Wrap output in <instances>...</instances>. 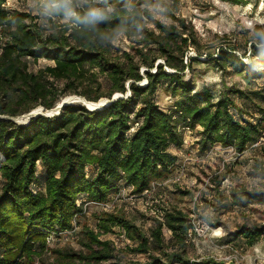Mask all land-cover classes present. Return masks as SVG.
Returning a JSON list of instances; mask_svg holds the SVG:
<instances>
[{
	"label": "trees",
	"instance_id": "trees-1",
	"mask_svg": "<svg viewBox=\"0 0 264 264\" xmlns=\"http://www.w3.org/2000/svg\"><path fill=\"white\" fill-rule=\"evenodd\" d=\"M7 1L0 0V27L9 30V39L0 52V264H22L23 258L38 253L34 250L42 251L47 232L71 227L86 202H105L109 194L118 191L120 182L132 185L134 193H141L152 181L173 173L177 155L171 149L179 150L186 128H199L197 144L201 151L219 144L241 153L258 139L260 125L236 118L230 110L231 107L238 110L232 99L225 96L214 99L206 86L196 90L193 82L183 79L182 72L195 61L208 62L222 71L231 68L244 73L245 81L250 82L260 77L264 68V48H258L264 45V33H255L249 64L242 60L245 52L237 54L234 43L218 47L215 55L207 54V59L201 60L193 26H187L182 18L177 19L176 24L155 21L157 34L143 29L147 46L152 45L156 50L150 60L145 54L148 51L142 50H136L137 60L129 52L112 59L101 43L102 36L139 22L137 11L130 9L132 0H104V7L110 6L112 11L106 14L102 10L94 20L83 19L89 10L72 3L71 10L76 16L70 19L77 28L71 34L72 42L64 34L42 38L35 26L26 23L29 15L10 12L5 8ZM166 15L173 17L171 13ZM66 16L63 7L47 9L50 22ZM188 47L197 55L185 56ZM25 57L44 58L52 61V65L37 73L29 72L22 61ZM158 58L164 63L154 65ZM141 65L148 69L144 71V85H139L143 79L139 73ZM164 66L173 71L167 72ZM94 67L107 78L109 91L90 95L73 88L71 84L88 79L87 69ZM61 80L64 91L59 93L54 81ZM160 82L165 84L164 91L176 98L171 111L163 110L153 99ZM126 84L129 95L101 109L89 110L80 103H72L52 116H33L25 123L12 120L37 106L53 108L59 96L75 94L96 102L103 97L111 99L114 93L124 95ZM97 85L99 87V83ZM232 92L264 113L261 107L264 89ZM89 166L95 169L91 176L87 173ZM242 192L249 197L264 196V192L259 191ZM80 198L82 201L78 204ZM103 215L98 219L103 232L118 225L127 237L137 242L133 251H147L148 239L136 225L117 215ZM163 225L184 246L191 227L186 215L176 208L167 211L163 222L152 231L157 242H160ZM85 235L84 246L88 253L58 251L62 260L69 264H99L115 258L110 241L100 240L92 231H86ZM262 235L264 225L240 227L233 234L249 244ZM174 257L182 260L178 255ZM151 264L171 262L156 259Z\"/></svg>",
	"mask_w": 264,
	"mask_h": 264
},
{
	"label": "rangeland",
	"instance_id": "rangeland-1",
	"mask_svg": "<svg viewBox=\"0 0 264 264\" xmlns=\"http://www.w3.org/2000/svg\"><path fill=\"white\" fill-rule=\"evenodd\" d=\"M55 0H8L5 8L10 12H24L29 15L26 23L35 26L42 38L52 35L64 34L71 42V34L77 28L70 17L47 18V9ZM72 3L84 10H95L100 16L104 10L110 14L112 8L104 7V0H72ZM130 9L136 10L140 16L139 22L130 25L125 30H113L102 36L101 43L112 59L122 55L123 52L132 53L138 59L136 50L148 51L147 60L156 53L155 47L147 46V38L143 29L153 30L156 34L158 28L155 21L165 24H176L177 19H184L187 26H193L198 48L202 56L215 55L218 47L234 43L237 54L245 52L242 58L245 64L250 63L251 42L255 40V33H264V0H150L147 3L132 0ZM171 13L174 17L166 14ZM259 27L256 29L255 27ZM189 30V29H188ZM257 30V32H256ZM227 35V38L222 37ZM9 39V30L0 27L1 47ZM229 41V42H228ZM264 48V45H258ZM185 56H196L192 47L186 48ZM27 71L37 73L52 61L44 58L33 60L30 57L22 58ZM186 58L184 57V63ZM163 64L164 60L158 58L154 65ZM167 72L173 71L165 67ZM144 65L139 67L143 79L139 85H144L146 79ZM152 72L154 67L150 69ZM86 77L89 81H74L73 88L90 95L106 93L110 89L107 78L98 67L87 69ZM186 82H193L195 89L206 86L213 93L214 99L228 97L236 104L237 109L230 108L233 115L241 120L255 122L260 125V134L253 144L247 145L241 153H236L231 147H222L215 144L199 150L197 144L200 137L199 128L183 130V143L175 149L177 167L182 163L183 171L179 181H173L174 174L168 173L162 178L152 181L147 192L134 193L132 185L120 182L118 191L108 195L105 202L85 205L75 223V232L67 238L53 237L47 243L43 241V250H34L36 255L25 257L22 264H69L61 259L60 252L87 254L86 231L98 234L100 240L110 241L114 247L115 258L102 261L99 264H151L154 260L162 263L185 261L189 264H264V235L249 244L242 237L233 234L240 227L251 228L255 225H264V196L249 197L242 191L264 192V113H261L246 98L232 90H242L245 93L264 89V68L258 78L246 82L244 73H237L228 68L224 71L213 68L208 62H193L182 72ZM99 83V87L98 84ZM59 93L64 91V81H54ZM126 93L129 95L128 85ZM165 84L160 82L153 94L154 101L165 111L173 109L175 97L164 91ZM72 96H59L55 106L62 100ZM83 97V96H80ZM84 98V97H83ZM104 99H107L103 97ZM101 99V98H100ZM75 103V102H73ZM72 104V103H71ZM54 106V107H55ZM37 106L44 115L47 109ZM51 108V109H54ZM264 108V103H261ZM13 118L18 123H25L28 114L32 111ZM50 110V109H48ZM241 111V112H240ZM55 113L47 116H52ZM33 117V116H32ZM174 151V149H172ZM93 167V166H92ZM91 166L87 168L89 176L95 173ZM2 180L0 178V189ZM82 199H78L80 204ZM77 204V205H78ZM79 206V205H78ZM179 209L185 215L191 227L185 238L184 246L173 237L171 230L162 226L160 242H157L152 231L163 222V215L171 209ZM103 214H113L129 220L148 239L146 252L133 251L137 242L127 237L124 230L113 225L107 232L99 227L98 219ZM103 215V216H102ZM68 229V228H67ZM47 235V233H46ZM45 242V243H44ZM34 249V248H33ZM182 260H177V257Z\"/></svg>",
	"mask_w": 264,
	"mask_h": 264
},
{
	"label": "water",
	"instance_id": "water-1",
	"mask_svg": "<svg viewBox=\"0 0 264 264\" xmlns=\"http://www.w3.org/2000/svg\"><path fill=\"white\" fill-rule=\"evenodd\" d=\"M121 95H123V94L119 93V95H117L116 93H114V94L112 95L111 99H106V101H105L104 103L99 102V100L95 102V101H88V100L84 99V100H85L84 102H85L86 104H87V103H92V104H94V106L91 107V108L87 107V105H84L82 102L73 101V100H66V101L62 100L60 103H58V104L54 107V109L46 110L47 113H46L45 115H51V114H53V113L57 114V113L59 112V110H60L64 105H68V104H71V103H73V102H75V103H80L81 105H84V106H85L87 109H89V110H97V109H101V108H103L104 106L108 105L111 101H114L115 99L122 97ZM97 104H99V105H97ZM41 109H44V108L41 107ZM37 115H44V114L41 113V112H39L38 110H37V111L32 110V111L28 114L27 117H28V119H29V118H31L32 116H37ZM12 120H14V119H12ZM14 121H15V120H14ZM15 122H17V121H15Z\"/></svg>",
	"mask_w": 264,
	"mask_h": 264
},
{
	"label": "built area",
	"instance_id": "built-area-1",
	"mask_svg": "<svg viewBox=\"0 0 264 264\" xmlns=\"http://www.w3.org/2000/svg\"><path fill=\"white\" fill-rule=\"evenodd\" d=\"M253 146H255V143L253 144ZM182 171H183V165L181 163L177 167V171L174 174L173 181H179L180 174H182ZM145 191L147 192L148 190L146 189V190H144V192ZM120 192H121V190L118 191L117 193L119 194ZM142 194H143V192H142ZM89 204H93V202H86L85 203V205H89ZM75 223H76V219L72 221V225L68 229L58 230L57 232H53V231L47 232V235H46L47 236L46 237L47 243H50L53 237L62 238L63 236H65L67 238L68 236H72L73 233L75 232V226H76ZM173 264H182V263L177 261V262H175Z\"/></svg>",
	"mask_w": 264,
	"mask_h": 264
},
{
	"label": "clouds",
	"instance_id": "clouds-1",
	"mask_svg": "<svg viewBox=\"0 0 264 264\" xmlns=\"http://www.w3.org/2000/svg\"><path fill=\"white\" fill-rule=\"evenodd\" d=\"M71 4H72V0H55V2L53 4H51L50 6L53 8H65L66 9V14L68 16H76V13H74L71 10ZM78 19L80 17H77ZM99 15L97 14V12L95 10H89L85 17H83V19H87V20H94V19H98Z\"/></svg>",
	"mask_w": 264,
	"mask_h": 264
},
{
	"label": "bare ground",
	"instance_id": "bare-ground-1",
	"mask_svg": "<svg viewBox=\"0 0 264 264\" xmlns=\"http://www.w3.org/2000/svg\"><path fill=\"white\" fill-rule=\"evenodd\" d=\"M169 69V68H168ZM117 95H119V93H116ZM85 98H83V97H80V96H72L71 98H69V99H67V100H73V101H78V102H82L84 105H87V107H89V108H91V107H93L94 106V104H92V103H85L84 100ZM64 101H66V100H64ZM106 101V99H104V98H101V99H99V102H101V103H104ZM97 105H99V104H97ZM38 109H35V111H37Z\"/></svg>",
	"mask_w": 264,
	"mask_h": 264
},
{
	"label": "crops",
	"instance_id": "crops-1",
	"mask_svg": "<svg viewBox=\"0 0 264 264\" xmlns=\"http://www.w3.org/2000/svg\"><path fill=\"white\" fill-rule=\"evenodd\" d=\"M171 151H172L173 153H175V149H174V151L171 149Z\"/></svg>",
	"mask_w": 264,
	"mask_h": 264
}]
</instances>
